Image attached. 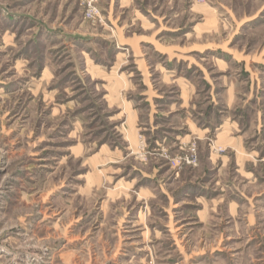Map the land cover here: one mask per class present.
<instances>
[{"label": "rangeland", "instance_id": "rangeland-1", "mask_svg": "<svg viewBox=\"0 0 264 264\" xmlns=\"http://www.w3.org/2000/svg\"><path fill=\"white\" fill-rule=\"evenodd\" d=\"M86 1L0 0V264H264V0Z\"/></svg>", "mask_w": 264, "mask_h": 264}, {"label": "built area", "instance_id": "built-area-1", "mask_svg": "<svg viewBox=\"0 0 264 264\" xmlns=\"http://www.w3.org/2000/svg\"><path fill=\"white\" fill-rule=\"evenodd\" d=\"M85 7L87 9V12L89 13L90 16H99L100 15V11L97 7V0H89L86 1Z\"/></svg>", "mask_w": 264, "mask_h": 264}, {"label": "crops", "instance_id": "crops-1", "mask_svg": "<svg viewBox=\"0 0 264 264\" xmlns=\"http://www.w3.org/2000/svg\"><path fill=\"white\" fill-rule=\"evenodd\" d=\"M123 39H125V38H123ZM222 262H223L222 264H245L244 262H246V260L242 259V258H237V259H235V258L231 259L230 258L229 260H227L225 258V259L222 260ZM249 262L251 263V261H249Z\"/></svg>", "mask_w": 264, "mask_h": 264}]
</instances>
